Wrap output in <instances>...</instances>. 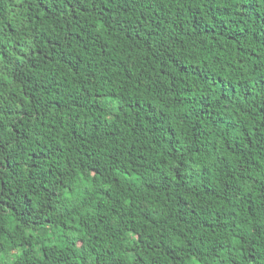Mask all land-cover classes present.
<instances>
[{
    "label": "trees",
    "instance_id": "trees-1",
    "mask_svg": "<svg viewBox=\"0 0 264 264\" xmlns=\"http://www.w3.org/2000/svg\"><path fill=\"white\" fill-rule=\"evenodd\" d=\"M0 264H264V0H0Z\"/></svg>",
    "mask_w": 264,
    "mask_h": 264
}]
</instances>
